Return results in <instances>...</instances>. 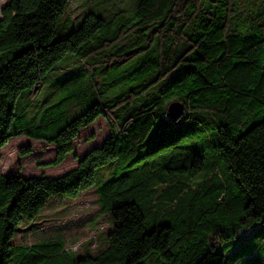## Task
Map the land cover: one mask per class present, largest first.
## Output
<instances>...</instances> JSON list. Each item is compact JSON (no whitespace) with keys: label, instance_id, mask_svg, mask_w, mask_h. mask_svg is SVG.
I'll return each mask as SVG.
<instances>
[{"label":"trees","instance_id":"16d2710c","mask_svg":"<svg viewBox=\"0 0 264 264\" xmlns=\"http://www.w3.org/2000/svg\"><path fill=\"white\" fill-rule=\"evenodd\" d=\"M106 2L77 23L71 0L0 9V165L14 137L55 146L60 166L83 129L100 118L111 129L60 177L0 174V264H264V0H133L104 17ZM54 73L59 100L40 115L32 107ZM165 122L176 131L158 139ZM92 188L112 221L103 251L13 243ZM246 230L251 255L230 260Z\"/></svg>","mask_w":264,"mask_h":264},{"label":"rangeland","instance_id":"374dc122","mask_svg":"<svg viewBox=\"0 0 264 264\" xmlns=\"http://www.w3.org/2000/svg\"><path fill=\"white\" fill-rule=\"evenodd\" d=\"M7 1L0 0V9ZM102 1L104 0H71L67 18L71 22L77 23L87 12L91 2L94 5ZM105 1L107 4L104 9L100 10V14L104 17H108L118 9L131 11L134 7L133 0ZM67 26L65 20L62 24V30L60 26L58 27V36L63 35ZM68 73L63 72L62 76ZM61 74L54 73L51 75L45 88L41 89L36 96L32 108H35L40 115L46 112L44 107H50L58 102L59 98L52 97V94H54L55 88L59 86L57 75ZM110 133L111 129L108 122L104 118L98 119L93 125L80 132L74 141L73 154H70L60 166L52 165L56 157L55 146L26 136L14 137L2 149L0 174L17 175L24 178L60 177L75 169L79 160L95 147L101 146L110 136ZM21 148H30L32 150L31 155L26 157L20 155ZM111 228L112 221L108 215L103 214L99 196L96 189L92 188L82 193L75 200H68L62 205H54L42 211L35 223L21 226L13 243L19 246H31L45 241H63L66 250L72 256L73 254L77 257L86 254L94 256L105 249ZM246 231L240 232L238 238L243 233H248ZM216 240L214 237L212 238L214 244L217 243ZM261 254L264 255V249Z\"/></svg>","mask_w":264,"mask_h":264},{"label":"snow or ice","instance_id":"6c2138e0","mask_svg":"<svg viewBox=\"0 0 264 264\" xmlns=\"http://www.w3.org/2000/svg\"><path fill=\"white\" fill-rule=\"evenodd\" d=\"M176 129L168 124L167 122L162 123L160 128L157 130L156 137L158 139L166 138L173 134ZM255 242V237L252 233H243L237 241L234 250L232 251L230 260L235 261L237 257L250 256L252 253V245Z\"/></svg>","mask_w":264,"mask_h":264},{"label":"water","instance_id":"95a60500","mask_svg":"<svg viewBox=\"0 0 264 264\" xmlns=\"http://www.w3.org/2000/svg\"><path fill=\"white\" fill-rule=\"evenodd\" d=\"M183 113V104L180 102H174L168 108L167 118L172 122H176L183 116Z\"/></svg>","mask_w":264,"mask_h":264}]
</instances>
